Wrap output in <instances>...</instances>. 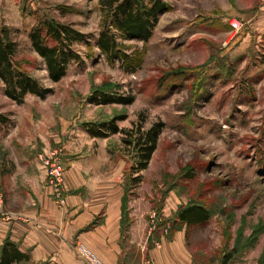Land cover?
<instances>
[{
    "label": "rangeland",
    "instance_id": "rangeland-1",
    "mask_svg": "<svg viewBox=\"0 0 264 264\" xmlns=\"http://www.w3.org/2000/svg\"><path fill=\"white\" fill-rule=\"evenodd\" d=\"M162 2L166 8L146 41L113 32L121 55L138 62L132 69L97 47L106 27L99 0H0V27L16 43L15 63L49 90L18 103L5 96L0 80V115L7 119L0 124V221L16 220L34 203L39 210L37 195L47 188L52 203L64 207L65 172L74 161L86 168L120 161L122 175L115 165L113 173L126 183L137 160L124 141L160 122L147 168L125 193L127 209L143 210L146 229L156 231L149 246L179 243L183 249L172 250L173 258L188 264H264V0ZM45 21L85 37L72 45L77 59L56 83L29 39ZM96 93L133 102L89 103ZM115 117L119 132L107 138L85 128ZM53 163L63 170V205L47 176ZM91 171L94 178L98 170ZM102 173L111 171L103 165ZM192 204L208 220L191 227L174 222ZM155 215L160 222L153 224Z\"/></svg>",
    "mask_w": 264,
    "mask_h": 264
},
{
    "label": "crops",
    "instance_id": "crops-1",
    "mask_svg": "<svg viewBox=\"0 0 264 264\" xmlns=\"http://www.w3.org/2000/svg\"><path fill=\"white\" fill-rule=\"evenodd\" d=\"M110 163L93 161L86 168L82 162H72L65 172L64 207L53 204L48 188L44 189L37 195L39 210L34 203L24 215L18 213L16 220L0 221V247L8 241L28 256L27 262L17 264H144L147 260L151 264H188L173 258L177 253L172 250L183 249L179 243L154 240L149 246L156 236L152 228L146 229V213L131 210L130 204L127 209L125 183L119 178L123 164H114L120 171L116 178ZM103 165L111 173L99 175ZM91 169H97L98 176L93 174V178ZM156 222H160L158 216L152 220Z\"/></svg>",
    "mask_w": 264,
    "mask_h": 264
},
{
    "label": "trees",
    "instance_id": "trees-1",
    "mask_svg": "<svg viewBox=\"0 0 264 264\" xmlns=\"http://www.w3.org/2000/svg\"><path fill=\"white\" fill-rule=\"evenodd\" d=\"M99 4L106 27L100 32L97 39L98 49L110 60L118 59L125 63L129 62L127 67L133 69L138 62L129 61L126 55H121L122 45L118 44L116 34L113 32L118 33L121 38H136L146 41L151 36L157 13L164 10L166 4L162 0H99ZM84 38L71 26L58 24L54 21L42 22L29 35L32 48L42 58L47 77L53 83L65 76L70 60L77 59L71 48L74 43L81 42ZM16 50V43L10 38L9 31L0 27V80L4 84L5 96L18 103L27 94L44 97L49 90L43 88L38 80L19 69L13 59ZM88 102H96L98 105L126 106L133 102V97L97 95L96 93L88 98ZM119 119L121 117H115L107 123L96 126L88 124L85 125V128L94 138H107L110 134L119 132L116 125ZM6 121L7 119L0 115V124H4ZM162 127V123L159 122L153 124L146 131L139 129L135 141H124L127 148H130L131 158L137 160V163H130L127 170L129 173L125 183V193L129 191V187L133 188L139 183V173L147 168L156 149ZM124 132L131 134L130 131ZM208 217L209 213L202 206L192 204L179 209L176 219L173 220L186 227H191L203 224L208 220ZM153 233L156 234L155 231ZM28 260L27 255L21 253L14 244L8 241L0 247V264H15ZM222 264H226V261H223Z\"/></svg>",
    "mask_w": 264,
    "mask_h": 264
},
{
    "label": "built area",
    "instance_id": "built-area-1",
    "mask_svg": "<svg viewBox=\"0 0 264 264\" xmlns=\"http://www.w3.org/2000/svg\"><path fill=\"white\" fill-rule=\"evenodd\" d=\"M47 176H48V179L50 181V184L57 191L56 195H57L58 201H59L62 198L59 195V190H61V187L63 185V170L59 165H57L56 163H53L49 167V171L47 173ZM59 205H63V200H60ZM144 264H151V262L149 260H147Z\"/></svg>",
    "mask_w": 264,
    "mask_h": 264
}]
</instances>
